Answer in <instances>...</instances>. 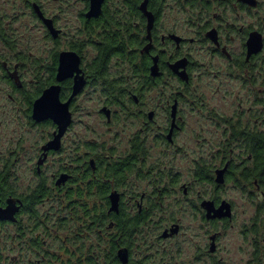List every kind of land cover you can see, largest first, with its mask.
Listing matches in <instances>:
<instances>
[{"label":"rangeland","instance_id":"374dc122","mask_svg":"<svg viewBox=\"0 0 264 264\" xmlns=\"http://www.w3.org/2000/svg\"><path fill=\"white\" fill-rule=\"evenodd\" d=\"M33 1L39 2L49 15L58 16L61 27L67 33L65 37L69 38L77 33L80 24L78 16L83 9L82 0H0V22L11 40L9 46L0 40V59L10 64L13 72L17 65L15 75L26 91L34 89L40 73L48 76L54 54L65 49L67 41L64 38L60 44L55 42L35 15ZM117 1L112 0V8H116ZM163 7L162 24L165 28L195 39L186 47L194 64L192 79L187 86L171 78L170 83L154 86L143 95L144 109L156 108V121L163 124V106L168 96L176 88L188 90L180 106L185 123L184 129L176 136L177 145L168 151V148L158 144L151 147L159 132L157 125H153L148 141L149 161L142 167L144 170L141 173L130 172L124 181L128 190L133 188L139 193H154V185L162 184L157 181L156 175L160 173V168H164V157L168 166L166 172L172 169L173 175L177 174L179 178L177 188L164 194V198L162 193H154L157 206L153 221L144 227L146 241L141 239L140 245L134 246V258L141 260L144 256L148 257V264H216L218 257H223L228 264L244 263L249 255L253 256L258 233L264 232V227L259 224L260 218L264 219V197L256 185L247 183L243 189L235 187L232 182L226 186L224 193L235 203L236 218L231 227L223 230V249L216 257L209 255L204 246L210 226L192 217V210L185 204L180 186L195 184L196 160L202 156L211 157L217 152L226 137L234 133V126L240 124V127L264 130V49L260 57L251 63V70L239 63L245 57L243 43L246 41L240 28H255L264 35V0H258V5L250 9L232 4L225 8L211 4L210 8H206L198 0L194 3L192 0H165ZM206 24L209 26L206 27ZM212 26L235 27L231 34L225 33L232 58L214 52L212 42L196 40L203 38ZM89 53L90 59L94 52L89 50ZM127 66L122 59L113 61L110 67L114 73L110 80H119L121 87L130 86L128 73L124 71ZM117 70L122 73L115 74ZM95 89H87L76 99L72 109L73 124L63 136L61 149L44 155V146L53 138L55 129L29 117L27 96L14 90L0 77V164L6 160L9 162L19 192L30 191L42 177L49 182L56 181L65 167L78 173L80 161L77 158L86 151L114 158L125 156L142 126L136 114L137 108L127 98L121 105L112 104L113 117L109 123L101 109L108 100L107 95L110 96V90ZM231 147L235 153L243 152L241 141H234ZM152 165L155 168L152 169ZM58 194L56 192V199L40 206L43 213H52L55 217L68 215L58 201ZM94 200L89 199V203ZM172 218L180 220L183 232L177 239L156 242L162 226L168 225ZM256 222L257 232L253 229ZM246 227H251L247 235L243 233ZM60 234L67 232L61 230ZM87 236L86 246L97 244L96 234ZM4 237V233L0 234V239L4 240ZM199 244L203 246L200 251L196 250ZM25 256L30 257L31 254L25 253Z\"/></svg>","mask_w":264,"mask_h":264},{"label":"flooded vegetation","instance_id":"af4514ba","mask_svg":"<svg viewBox=\"0 0 264 264\" xmlns=\"http://www.w3.org/2000/svg\"><path fill=\"white\" fill-rule=\"evenodd\" d=\"M145 1V0H144ZM239 1V0H238ZM153 2V3H152ZM112 0H105L103 3L101 12L98 16L89 17L88 13L90 11L91 0H82L83 9L79 12L78 20L80 22L77 33L72 34V36L65 37L66 31L61 27L60 20L58 16L49 15L42 7L39 2H32V9L40 20V22L46 27L49 34L53 37L57 44H60L62 39H66V47L65 49L59 51L58 56V65L59 66V58L60 53L62 51H75L78 53L82 59L81 68L83 76L85 80V85L82 91L73 99L71 103V112L73 107L75 106L76 99L81 96L87 89L89 88H98L102 91L110 90V96L107 95V99L102 106L101 111L106 115L109 123L112 122L113 110L111 108L112 104L121 105L127 98L135 108H137V117L141 121V129L136 136L132 139L131 147H129L128 151L125 153V156H119L118 158H114L112 155H102V154H92L91 151H86L83 154L79 155L77 160L80 161V165L78 166L80 171L89 172L90 170L93 173H97L101 169L102 171L107 170L106 166L110 164V162L118 161L122 163L123 169H126V175L130 172H139L141 173L144 169L142 167L146 166L147 161H149V149L148 141L150 136V131L153 128V125H157L159 132L156 133L154 137V141L151 143V147L155 144L162 145L169 150V148H174L176 144V136L177 134L184 129V117L181 113V103L187 97L188 90L185 88H176V91L171 93L163 106L164 109V121L163 124H160L156 121L157 109L153 108L151 110H145L142 106L143 95L146 91L150 90L152 87L157 86L161 83H170V79L174 78L178 80L179 84L182 86H187L191 79L192 73L191 69L194 64L192 60V55L187 51L188 43L195 42L194 38H187L181 34H179L175 30H168L162 24V20L164 19V3L165 0L162 1H154L148 0L147 9L154 16V21L151 29H148V17L145 12L141 9V17H139L138 11H133L126 4L125 0L117 1V8L111 7ZM151 3L153 4V8H150ZM242 3V2H241ZM38 4L43 11L44 15L47 18L53 20V24L55 29L58 31V35L54 37L50 30L47 28L44 21L37 14L34 5ZM235 6H240L242 8L250 9L251 6L243 3L234 4ZM136 13V15L134 14ZM132 16V17H131ZM131 24V25H130ZM145 25L140 29V25ZM216 28L218 31L219 44L214 43L210 38L207 37V32ZM206 29V28H205ZM245 29V30H244ZM140 30L144 33L145 45L144 50L151 57L152 65L154 63L153 58L158 56L159 68L161 71V75L155 77L151 75V70L149 73L148 82L143 80L139 73L132 67L128 59L125 60L127 67L124 70L127 72V79H130L131 85L128 87H121V83L119 80L113 81L110 80L113 71H111V63L115 60L122 59L118 55H112L108 59V64L106 67L105 75H101V73L97 72V69L93 68V64L100 59L99 55L102 52L103 48L108 44H113L114 46L125 43L128 48H133L135 52L138 54L139 46L135 44L134 39L139 38ZM235 27L232 26V29L224 27L221 28L212 26L206 30V35L203 38L196 39L200 42H212V46L214 52H218L227 58H232V54H230L226 41H225V33L231 34L230 32L234 31ZM253 30L252 28H240V32L244 34V38L249 36V33ZM261 32V31H260ZM262 33V32H261ZM226 34V35H227ZM263 34V33H262ZM172 35H176V37H172ZM143 36V35H142ZM264 36V35H263ZM246 41L243 43L244 52L243 55L245 57L242 60L246 62L254 61L260 57V54L253 55L250 59H247V46ZM89 50L94 52V56L89 59ZM127 58H129L127 56ZM187 58V66L186 70L189 75V80H183L177 73H175L170 64L175 63L176 61ZM124 62V63H125ZM151 65V66H152ZM150 66V69H151ZM56 71V76H57ZM115 74H121L122 71H115ZM140 76V77H139ZM67 81H71L72 90L70 95L64 99L62 97L64 86ZM112 81V83H111ZM144 81L145 83H143ZM57 81L55 80L54 83ZM53 83V84H54ZM75 83V77L68 78L67 80L61 82V97L64 101H66L73 92V86ZM111 83V84H110ZM101 86V87H100ZM106 93V92H105ZM108 93V94H109ZM177 105L175 116H173V106ZM106 108L110 110V117L107 116L103 109ZM73 115V114H72ZM54 123V122H53ZM55 124V123H54ZM73 124V122H72ZM70 125L69 129L71 128ZM54 133L57 131V125ZM67 130V132L69 131ZM66 132V133H67ZM65 133V134H66ZM54 136V134H53ZM63 140V138H62ZM233 134L226 137V141L223 142V145L218 148L217 152L211 154V157H201L196 160V167L194 172V182L195 184H184L180 186V191H182L183 196L185 197V204L190 206L192 210V217L201 223L206 222L210 227L207 229V239L205 246V251L208 252L211 256H220V252L223 249L222 246V234L223 230L231 227L232 222L236 218V206L233 200L228 198L225 195L224 191L226 186L229 183H234V186L238 188H243L247 186V183L251 185H256L258 191L264 197V185L262 184L260 179H251L247 178L246 173L250 171V167L253 164V155L247 153L242 149L243 152L235 153L234 149L231 147L233 143ZM48 143V142H47ZM63 144V141L61 145ZM61 149V148H60ZM59 149V150H60ZM44 150V149H43ZM58 150H50L45 151L46 154L56 153ZM165 161L164 168H160V173H157L156 179L159 183L154 185L153 192L162 193V197L164 198V194L171 192V190L176 189L178 186L179 178L177 174L173 175L172 169L166 172L168 166H166V158L163 159ZM159 166V165H158ZM91 168V169H90ZM128 168L131 170L128 172ZM151 168H155L153 165ZM69 175L66 183L62 185H67L72 181L74 177L73 172H63ZM60 173V176L63 174ZM140 175V174H139ZM219 178H222V181H219ZM57 181V179H56ZM125 180L119 182L117 185L112 187L113 191H117L119 194V207L117 214L124 215L128 214V216L132 219V221H138L139 226L135 231L134 241L131 249L127 246H121L120 249L126 248L129 252V261H137L138 263L148 264V257L142 258L141 260H136L134 258L133 249L134 246L138 247L140 244V240H145L144 227L146 224L151 223L153 221V216L155 214V207L157 206L154 202V193H148L147 191L139 193L136 189H127L124 185ZM128 190V191H127ZM130 192V194H129ZM110 199V198H109ZM206 204V205H205ZM207 205L212 207V210L209 212ZM111 207V202H110ZM186 209V208H185ZM169 224L166 226H162V232H159L155 241L165 242L169 240L177 239L180 234L183 232V225L180 220L177 218H172ZM257 222L254 223L253 229L257 232L258 228L256 226ZM259 224H262V228L264 227V219L260 218ZM251 228V227H250ZM246 227L243 233L247 235V231L251 230ZM248 238L246 237V240ZM203 245V244H202ZM135 247V248H136ZM197 248L203 249V246L196 245ZM255 250L253 256H248L244 263L240 264H264V232L258 233V237L255 240ZM198 253V252H197ZM250 254V253H249ZM127 263V264H128ZM216 264H228L223 260V257H218L215 261ZM122 264V262H121Z\"/></svg>","mask_w":264,"mask_h":264},{"label":"trees","instance_id":"16d2710c","mask_svg":"<svg viewBox=\"0 0 264 264\" xmlns=\"http://www.w3.org/2000/svg\"><path fill=\"white\" fill-rule=\"evenodd\" d=\"M143 1L125 0L129 8L139 12V17H141L140 10ZM195 1L197 0H192L193 3ZM198 1H201L206 8H210L211 4L223 8L231 4H243L238 0ZM152 3L150 8H153ZM143 26L145 27L144 24L140 25V29ZM208 26L206 24V27ZM144 36L140 30L139 38L133 40L139 46L138 54L133 48H128L125 43L122 46L119 45L120 47L113 44L106 45L99 55L100 59L93 64V68L97 69L101 75H105L109 57L118 55L124 62L128 59L141 78L148 82L152 61L144 50L146 39ZM0 40L8 46L11 45V40L1 22ZM57 55L55 53L53 56L48 76L40 73L31 91H26L22 81L15 75V71L18 70L17 65L13 72L10 64L0 59V77L14 90L23 92L27 96L29 117H32L34 101L45 88L56 80ZM239 63L241 67L251 70L250 66L253 61L242 60ZM71 90L72 83L67 81L62 97L66 99ZM40 123L56 128L52 120ZM233 129V141H241L244 151L253 155V164L250 171L246 173L247 178L260 179L264 185V130L240 127V124L234 126ZM106 167L107 170L102 171L101 169L97 173L91 170L76 173L72 168L65 167L64 172L74 173L73 180L67 185H58L56 181L49 182L46 177H42L30 191L19 192L13 181L14 176L9 162L6 160L0 164V206H6L9 198L21 202L15 221H0V234L5 235L4 240L0 239V264H121L118 251L121 246L131 249L139 222L132 221L128 214L120 215L115 211H110L109 195L112 187L125 180L127 172L123 169L122 163L118 161L110 162ZM130 170L128 168V172ZM56 192L59 193L58 201L62 208L67 210V216L55 217V214L43 213L40 209L46 201L56 199ZM91 198L95 200L89 203ZM61 230H66L67 234L61 235ZM91 233L96 234L97 244L86 246L87 234ZM14 252L16 253L13 254ZM25 253H30L31 256L26 257ZM128 264L142 263L132 260Z\"/></svg>","mask_w":264,"mask_h":264},{"label":"water","instance_id":"95a60500","mask_svg":"<svg viewBox=\"0 0 264 264\" xmlns=\"http://www.w3.org/2000/svg\"><path fill=\"white\" fill-rule=\"evenodd\" d=\"M242 3H245L249 6L256 7L258 5V0H239ZM105 0H91L90 11L88 13L89 17L98 16L101 12L103 3ZM148 0L143 1L141 4V9L145 12L148 17V29L150 30L154 16L147 9ZM34 8L39 15V17L44 21L47 28L50 30L51 34L56 37L58 31L55 29L53 20L47 18L43 11L41 10L38 4L34 5ZM176 37V35H172ZM207 37L210 38L217 45L219 44L218 31L216 28H212L207 32ZM247 46V59L249 60L251 56L261 53L264 49V36L259 30H253L249 33V36L246 41ZM154 63L151 66V75L159 76L161 71L159 68V58L155 56L153 58ZM187 58L180 59L175 63L170 64L171 69L177 73L183 80L188 81L189 75L186 70ZM82 59L78 53L75 51H62L59 58V66L56 76V83L51 84L45 88L42 94L34 101L32 108V118L36 122H44L47 120H52L57 125V131L54 133L53 138L48 141L46 146H44L45 151L50 150H59L62 143V138L69 129L70 125L73 122V115L71 112V103L73 99L82 91L85 80L81 68ZM75 77V83L73 86V92L71 96L64 101L61 97V82L67 80L68 78ZM177 105L173 106V116H175ZM108 117H110V110L106 108L103 109ZM41 163V162H40ZM39 163V164H40ZM69 175L63 173L56 181L58 185L66 183ZM219 181H222V178H219ZM111 201L110 211H118L119 207V194L117 191H113L109 195ZM206 205V204H205ZM21 202L13 198L8 199L6 206H0V221L10 220L15 221L16 215L20 211ZM209 212L212 210V207L207 205ZM118 256L122 264H127L129 261V252L128 249L122 248L118 251Z\"/></svg>","mask_w":264,"mask_h":264}]
</instances>
